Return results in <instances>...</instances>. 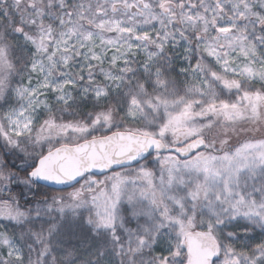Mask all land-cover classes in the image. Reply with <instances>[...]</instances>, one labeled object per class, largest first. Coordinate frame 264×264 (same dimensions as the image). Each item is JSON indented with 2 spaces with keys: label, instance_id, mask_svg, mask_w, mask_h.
I'll return each instance as SVG.
<instances>
[{
  "label": "snow or ice",
  "instance_id": "snow-or-ice-1",
  "mask_svg": "<svg viewBox=\"0 0 264 264\" xmlns=\"http://www.w3.org/2000/svg\"><path fill=\"white\" fill-rule=\"evenodd\" d=\"M0 264H264V0H0Z\"/></svg>",
  "mask_w": 264,
  "mask_h": 264
}]
</instances>
